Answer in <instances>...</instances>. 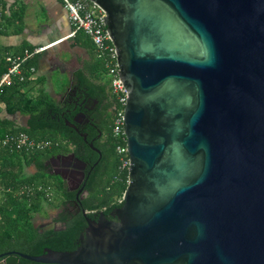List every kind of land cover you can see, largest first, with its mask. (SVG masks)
I'll return each mask as SVG.
<instances>
[{"label":"water","instance_id":"95a60500","mask_svg":"<svg viewBox=\"0 0 264 264\" xmlns=\"http://www.w3.org/2000/svg\"><path fill=\"white\" fill-rule=\"evenodd\" d=\"M90 1L127 92L123 203L0 264H264V0Z\"/></svg>","mask_w":264,"mask_h":264},{"label":"trees","instance_id":"16d2710c","mask_svg":"<svg viewBox=\"0 0 264 264\" xmlns=\"http://www.w3.org/2000/svg\"><path fill=\"white\" fill-rule=\"evenodd\" d=\"M77 32L84 38L82 44L91 49L92 55L85 67L74 73L73 86L86 89L88 95L98 103L93 114L96 130L92 134L87 130L81 131L86 132V140L66 124V119L70 122L72 120L70 113H64L63 130V117L59 115L62 110L60 101H56L45 91H40L35 96L22 91L21 88L30 75L29 69L35 64V55L22 64V73L25 75L23 80L16 78L0 87V187L7 189L5 198L0 201V253L18 251L38 255L43 253L44 248L73 250L77 247L79 231L85 225L82 214H78L73 220L65 219L63 230L41 231L32 222L33 210L44 212L43 207L49 195L47 189L54 186L58 194L63 189L58 179L48 174L44 166L51 154L61 151L63 133L64 154L73 153L77 158L83 159L88 163V170L92 166L85 182L87 195L82 202L85 210L90 214L98 211L106 214L123 203L122 196L128 182V164L123 165V160L128 158V154L120 153L118 146H125L127 140L123 129L115 134L113 119L116 112L125 105L112 93L105 62L97 57L92 41L84 32ZM27 50H33V47H28ZM9 65L6 55H0V76ZM68 106L64 105V111ZM19 114L26 116L22 124L17 121ZM20 132L47 144L39 148L17 147L11 138ZM97 135L99 137L94 141L92 136ZM7 136L8 141L3 143ZM90 142L99 149L100 154L89 146ZM23 165L32 166L33 172L25 173ZM17 189H23L21 193L17 192L19 197L24 198V203L19 206L16 205L19 198L13 195V191H18ZM69 194L64 183V196ZM18 264L54 263H41L19 257Z\"/></svg>","mask_w":264,"mask_h":264},{"label":"crops","instance_id":"0c3cea01","mask_svg":"<svg viewBox=\"0 0 264 264\" xmlns=\"http://www.w3.org/2000/svg\"><path fill=\"white\" fill-rule=\"evenodd\" d=\"M72 32L61 0H0V55L43 47L35 54V71L21 88L28 95L45 91L60 101L73 86L74 73L85 67L92 51L82 44L79 32Z\"/></svg>","mask_w":264,"mask_h":264},{"label":"flooded vegetation","instance_id":"af4514ba","mask_svg":"<svg viewBox=\"0 0 264 264\" xmlns=\"http://www.w3.org/2000/svg\"><path fill=\"white\" fill-rule=\"evenodd\" d=\"M62 110L59 112V115L63 117V130H64V113L72 114L71 123L78 128L79 132L88 131L91 134L96 130V120L93 117L94 112L98 108L97 100L91 98L87 90L84 88H78L72 86L67 92L64 93V96L60 99ZM64 105H69L66 111H64ZM72 127V126H70ZM76 130L74 127H72ZM64 132V131H63ZM78 132V131H77ZM86 134V132H84ZM97 136H92L94 141L97 140ZM76 157V156H75ZM84 161L83 159L79 158ZM82 168L81 163L77 162L74 158H71L64 154V133L61 139V151L51 154L44 162L45 171L54 175L58 181L61 183L63 189L56 206L55 212L51 215L49 212H39L41 218H46L48 216V221L37 225L41 231H47L50 229L63 230L65 228L66 220H73L78 214L83 215L85 208L82 205L84 197L87 195L85 190L86 177L90 174V169L88 170V163ZM82 171L84 173L82 177ZM64 183L70 192L67 196H64ZM88 211V210H85ZM99 212V211H98ZM98 212H94L88 215L92 219H97ZM109 219H115V217L110 215V212L106 213ZM84 217V215H83ZM66 219V220H65ZM85 225L82 226L79 231V236L84 231L87 223L86 219ZM79 236L76 240L78 244Z\"/></svg>","mask_w":264,"mask_h":264},{"label":"built area","instance_id":"2783aa9c","mask_svg":"<svg viewBox=\"0 0 264 264\" xmlns=\"http://www.w3.org/2000/svg\"><path fill=\"white\" fill-rule=\"evenodd\" d=\"M64 8L68 12V17L73 25V33L77 31L84 32L92 41L95 52L98 58H102L105 62L106 76L109 79L110 88L120 102L125 105L127 97L126 88L124 87L119 74V66L116 60L115 47L112 44L109 34L105 28L103 17L104 11L94 2L90 0H61ZM43 47L33 48V50H25L23 54L7 55L6 60L10 62L7 70L0 76V87L4 84L13 82L16 78L24 79L22 73V64L24 61L42 50ZM34 66H31L29 72H34ZM123 110H119L114 115L113 129L115 134H119L122 129L123 133ZM8 136L3 140V143L8 141ZM11 140L17 147L25 146L30 148H39L47 144V142L36 141L30 138L26 133L20 132ZM120 153H127L126 145L118 146ZM129 164V160L124 159L123 165Z\"/></svg>","mask_w":264,"mask_h":264},{"label":"rangeland","instance_id":"374dc122","mask_svg":"<svg viewBox=\"0 0 264 264\" xmlns=\"http://www.w3.org/2000/svg\"><path fill=\"white\" fill-rule=\"evenodd\" d=\"M37 93H31V96H35ZM25 118L26 116L25 115H17V121L19 123H24L25 122ZM22 170H24L25 173H30V172H33V167L32 166H26V165H23L22 167ZM42 185V184H40ZM23 189H26L25 187ZM23 189L21 190H18V191H13V195L17 196L19 199H18V202H17V206L21 205L22 203H24V198L23 197H19L17 192L18 193H21L23 191ZM47 192H49V195H48V200L45 201V204H44V207H43V210L44 212H49V214H53L55 212V208L56 206L58 205V201L60 199V195L58 194V192L56 191L55 187L54 186H50L49 189H47ZM7 194V189L3 188L2 186L0 187V201L3 200L5 198ZM40 211H32V222L35 226L41 224V223H45L48 221V216H46V218H41L40 217V214H39Z\"/></svg>","mask_w":264,"mask_h":264}]
</instances>
